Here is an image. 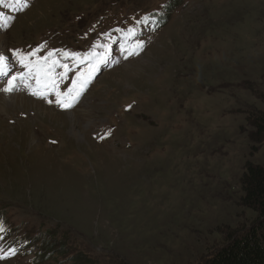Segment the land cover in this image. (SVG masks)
Returning <instances> with one entry per match:
<instances>
[{"label":"rangeland","instance_id":"374dc122","mask_svg":"<svg viewBox=\"0 0 264 264\" xmlns=\"http://www.w3.org/2000/svg\"><path fill=\"white\" fill-rule=\"evenodd\" d=\"M167 1L0 8L8 59L96 66L70 107L0 90V264H200L256 221L242 178L264 170V0H182L153 31ZM44 235L61 250L46 260L19 239Z\"/></svg>","mask_w":264,"mask_h":264},{"label":"trees","instance_id":"16d2710c","mask_svg":"<svg viewBox=\"0 0 264 264\" xmlns=\"http://www.w3.org/2000/svg\"><path fill=\"white\" fill-rule=\"evenodd\" d=\"M180 4L181 0H172L165 5V12L160 15L161 21H158V24L163 26L171 10ZM253 127L258 139L264 137L263 115L255 119ZM242 182L245 192L242 204L256 212V221L243 232L242 236L229 239L228 244L219 249L212 258L200 264H264V170L248 165ZM2 218L3 216H0V219ZM41 241H36V247L40 252L37 257L41 258V255L45 254L43 259L46 260L50 255L61 251H57L55 245L45 235Z\"/></svg>","mask_w":264,"mask_h":264},{"label":"snow or ice","instance_id":"6c2138e0","mask_svg":"<svg viewBox=\"0 0 264 264\" xmlns=\"http://www.w3.org/2000/svg\"><path fill=\"white\" fill-rule=\"evenodd\" d=\"M12 3L16 4L20 8L27 7L26 0H11ZM7 0H0V7H6ZM8 21H6L2 14H0V27H6ZM129 34H134L132 29H129ZM142 45H137L141 47ZM35 56L36 53L33 52L30 54ZM13 56L18 58V62L22 67L27 68L29 71L26 75L20 76L22 82H26L30 77L35 78L37 83V89L33 91V95H40L42 91H54L57 96V103L61 107H70L72 102L78 98L81 94V91L85 84L88 82L87 79H84L85 75L90 77L96 70V66L93 65L88 69L87 74L78 73V75L72 80V86L68 89L67 93H62L59 91V79H67V66L58 65L56 61H53L49 66L47 61L52 56V53H49L48 56L44 57L43 60L37 58L35 61L27 59L26 56L20 55L17 52H13ZM27 59V62H25ZM57 66H62L66 68L64 73L59 74V79L55 76L54 70ZM9 59L6 55L0 54V76H8L10 72ZM17 80V76H11L8 80V86L4 89L5 92L12 91L14 88V81ZM3 258V257H0Z\"/></svg>","mask_w":264,"mask_h":264},{"label":"bare ground","instance_id":"6f19581e","mask_svg":"<svg viewBox=\"0 0 264 264\" xmlns=\"http://www.w3.org/2000/svg\"><path fill=\"white\" fill-rule=\"evenodd\" d=\"M170 1H172V0H168L167 2H165L164 4H163V6L161 7V8H159L157 11H152V12H148L147 14H149V16L151 17V20H153L152 19V17H153V15H156V17H157V22L158 21H161L160 19H159V17H160V15H162V14H164V12H165V9H164V7H165V5H167ZM182 5V0H181V4L179 5V6H176V7H174L172 10H171V12H170V15L174 12V10L175 9H177V8H179L180 6ZM1 8V7H0ZM2 8H4V7H2ZM10 10H11V8H8V11H6L7 13H9L10 12ZM0 14H2L1 12H0ZM3 15V17H5L4 16V14H2ZM170 15H169V17H170ZM168 20H169V18H168ZM168 20H167V22L163 25V27H165L166 25H167V23H169L168 22ZM0 54H2L1 52H0ZM27 57V59H31V57L30 56H26ZM27 59H26V61L25 62H27ZM32 61H35V60H33V59H31ZM82 60H85V58H83V57H80L79 59H78V62L79 61H82ZM9 64H10V74L8 75V77H7V79H5L4 80V76H0V90L1 91H3L4 93H6L5 91H4V89L8 86V80L11 78V76H17V75H20V76H24V75H26L27 73H28V69L27 68H24V67H22V65L18 62V60L16 61V62H14L13 60H10V58H9ZM89 68V66H86V67H83V68H81L80 70H79V72H81V71H86L87 69ZM72 76H69V75H67V79L70 81V80H72ZM17 81V80H16ZM16 81H14V85H15V87L18 85V87L20 88V91H22V92H33V91H35L36 89H37V85H35V83H34V81H36L35 80V78H29L26 82H22V81H20V82H18V83H16ZM32 85H34V87L35 88H32V89H30L31 87H32ZM71 86L70 85H68L67 86V91H68V89L70 88ZM45 93V91H42V93L40 94V95H43ZM84 94V93H83ZM9 96H10V94H9ZM9 96H7V97H9ZM23 96V95H22ZM35 96H37V95H35ZM26 97V96H25ZM17 99V100H16ZM22 99L23 98H19V97H10V101L11 102H20V103H22ZM21 100V101H20ZM54 101L56 102L57 101V97H55V93L53 92V91H51V97H50V103H54ZM79 102H80V97L78 96V98L77 99H75L72 103L73 104H79ZM64 114H66V113H64ZM52 115H55V114H52ZM58 169H60V167L58 168Z\"/></svg>","mask_w":264,"mask_h":264}]
</instances>
